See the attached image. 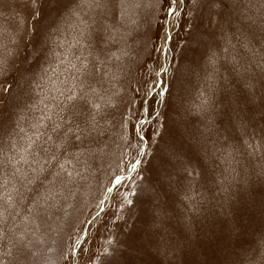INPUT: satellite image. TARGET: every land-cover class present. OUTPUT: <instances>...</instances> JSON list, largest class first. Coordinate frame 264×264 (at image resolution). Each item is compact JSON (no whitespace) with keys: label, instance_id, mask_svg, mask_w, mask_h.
Returning <instances> with one entry per match:
<instances>
[{"label":"rangeland","instance_id":"rangeland-1","mask_svg":"<svg viewBox=\"0 0 264 264\" xmlns=\"http://www.w3.org/2000/svg\"><path fill=\"white\" fill-rule=\"evenodd\" d=\"M0 5H3L0 6V45L3 46L0 47V52L16 49L21 54H26L25 45L30 52L32 36L27 30L30 29L31 20L28 17L24 21L20 19L23 14V0H0ZM189 6L193 23L199 25L201 30L214 31V37L210 41L201 31L196 33V39L188 40V33L181 31L175 36L174 50L162 54L151 53V45L147 42L158 17L164 14L153 0H124L123 4L121 0H103V7L90 6L83 0H52L48 5L51 26L42 37L40 45L45 50L44 57L38 66L33 65L34 71L26 74L28 84L25 90L22 92L11 78L16 75L12 69L19 67L18 58H13L17 62L12 63L9 71L0 77V121L3 122L5 133L0 144L4 156L0 158L6 160L7 156L15 154L13 142L24 145L28 142V137L34 139L37 132H45L42 123L48 124L47 130H50L51 123L42 122L41 118L54 109L57 101L53 98L59 96L58 90L71 87L73 77L77 75L71 64L79 63L76 57L81 56V53L88 55L91 52L90 67L95 64L107 73L106 77L97 72L95 76L81 79H86L87 84L100 89L101 93L107 89L109 92L120 90L121 94L137 82L151 83L158 79L155 72L159 71V66L165 62L167 56L169 70L173 75L169 77L165 73L164 79L167 83L174 84L173 96L179 95L183 107L188 110L186 119L191 120L200 132H204L205 127L209 126V131L204 132L209 137L206 144L209 159L204 163L208 166L210 181L205 186H200L189 185L188 180H184L181 188H173L167 193L161 191L160 199L153 203L167 202L166 219H162L155 212H149L151 206L148 203L141 206L136 201L137 197L143 196L141 189L152 180L151 169L159 161L146 155L141 158L144 162L136 172L126 171L129 161L134 159L133 150V154L124 157L117 166L122 154L129 151L125 147V141L120 138V133H127L128 130H122L114 122L109 133L101 138V143L93 147L86 159L82 157L81 162L75 165V171L79 175L72 184L74 196L61 200L57 207L49 208L40 215H29V207L44 187L37 181L30 186L36 191H29L22 203H18L14 210H9L15 215V221L12 216H6L0 222V264H111L116 256L115 248L125 250L126 246L118 242L125 239L126 232L132 225L139 230L138 243L146 241L152 232L163 233V229H167L175 237L176 230L184 225L190 215L189 202L183 198L185 192L196 199L206 197V201L200 204V215L192 214L195 216L193 231L188 234L192 241L191 246L185 248L186 242L181 241L176 250L169 251L165 257L157 254L155 247L145 244L139 251L127 249L126 258L121 259V264H219L217 257L220 253H214L217 246L239 243L250 253L261 237H264V191L253 194L252 189H249L243 200L233 197L232 207H228L227 202L220 206L225 194L220 191L219 183L220 179L228 175L226 169L229 164L222 157L227 156V150L232 145L240 149L236 155L238 163L233 164L239 173V179L242 181L249 174H252V180L255 179L254 172L259 171L260 157L264 153L247 155L250 149H247L244 141L260 143L264 138V121L253 119L249 123L247 134H244L239 130L238 124L233 126L230 123L229 115L234 122L237 119L235 114L226 115L219 104L215 110L207 113L196 110L205 97L213 101L219 99L220 93L217 89L224 77L240 80V77L230 71L233 56L242 63H247L259 60L260 55H264V0H230L228 10L223 16L219 14L221 8L206 6L203 0H199L194 6L189 0ZM197 17L200 19H196ZM169 19L173 24L176 23L175 18ZM197 41L204 43L198 45ZM209 43L211 50L219 55L218 71L214 76L206 56H200L204 45ZM245 43L248 47L244 46ZM248 48H252L259 55L253 56ZM190 49L198 51L194 53ZM172 57H175L177 66L182 64L184 68L190 69L183 72L179 79L171 67ZM145 59L149 61L147 68L143 67ZM153 61L157 62L155 69L152 67ZM137 64L141 66L137 67ZM9 83L13 84L12 93L4 90ZM255 83V102L260 103L259 97L264 94V83L259 79ZM144 86L147 87L148 84ZM158 110L164 111L162 108ZM229 136L240 139H229ZM217 140L216 147L221 151L213 155V141ZM152 148H155V144ZM192 166L197 171L200 170L195 160ZM68 167L73 170L71 165ZM12 173L11 164L0 168V180L8 181L5 188H0V192L11 189L14 182ZM137 173L144 180L138 179ZM117 176L121 179L122 186L115 184ZM48 178L51 179V176ZM242 186L238 184L236 187ZM252 187L260 189L261 186L253 184ZM108 188H112V191L109 192ZM127 191L135 192V195L129 197L133 200L132 205L122 203L123 194ZM118 204L121 205L120 219H115ZM141 207L145 209L143 216ZM24 216H29L30 221L34 220L29 225L30 228L37 229L38 226V239L29 237L33 239L32 251L35 255L29 254L26 260L21 261L13 247L12 238L18 228L22 229L21 221ZM69 221L73 225L70 231ZM197 239L200 243H197ZM109 240L112 241L111 244L108 243ZM70 244L76 247L69 260L62 253L67 252ZM105 249H108L107 254ZM244 264H247L246 258Z\"/></svg>","mask_w":264,"mask_h":264},{"label":"snow or ice","instance_id":"snow-or-ice-1","mask_svg":"<svg viewBox=\"0 0 264 264\" xmlns=\"http://www.w3.org/2000/svg\"><path fill=\"white\" fill-rule=\"evenodd\" d=\"M83 2L89 3L90 6L103 7V0H83ZM153 2L164 14L158 17L155 28L151 29V34L148 35L147 42L151 45V53H171L174 50L175 36L181 31L188 33V40L196 39V33L201 31L209 37L210 41L214 37V31L201 30L199 25L193 23L189 0H153ZM198 2L199 0H190V4L193 6ZM203 2L206 6L221 8L219 14L223 16L228 10L230 0H203ZM51 3L52 0H23L21 9L23 14L20 19L24 21L25 17H28L31 20L30 29L27 30L32 36L31 51H27V45H25L26 54H21L16 49L0 52V77L9 71L12 63L17 62L13 58H18L19 67L12 69L16 75L11 78L22 92L28 84L25 79L26 74L34 71L33 65L38 66L44 57L45 50L40 45L42 37L51 26L48 11V5ZM121 3L123 4L124 0H121ZM169 18H175L176 23L173 24ZM203 43V41H197L198 45ZM244 46L248 47L247 43ZM0 47L3 46L0 45ZM190 50L194 53L198 51V49ZM225 50L227 51V49ZM248 51L252 52L253 56L259 55L252 48H248ZM91 55V52L88 55L81 53V56L76 57L79 63L71 64L77 74L73 77L71 87L58 90L59 96L53 98L57 101L54 109L49 110L41 118L42 122L51 123L50 130H47L48 124L42 123L41 126L46 129L45 132H37L34 139L28 137V142L24 145L13 142L12 148L15 150V154L7 156L6 160L0 158V168L6 167L8 164L12 165V180L14 181L11 189L0 192V201H3L0 203V222H3L6 216H12L15 221V215L9 210H14L18 203H22L27 198L29 191H36L30 186L35 185L37 181L44 187L36 196L32 206L29 207V215H40L49 208L57 207L61 200H67L74 196L72 184L75 177L79 175V172L75 171V165L81 162L82 157L86 159L91 154L93 147L101 143V138L109 133L114 122L119 124L122 130L125 128L128 130L127 133L122 131L120 138L125 141V147L129 151L122 154L117 166L124 157L132 155L133 150L135 156L133 161H130L129 165L125 167L126 171L136 172L144 162L141 158L146 155H151L153 160L159 161V164L151 169L152 180L141 189L143 196L137 197L136 201L141 206L148 203L151 206L148 209L149 212H155L162 219H166L167 202L153 203L160 199L161 191L167 193L173 188H181L184 180H188L189 185L200 184V186H205L210 181L208 166L204 163L206 159H209L206 148L209 137L204 135V132L209 131V126L205 127L204 132H200L191 120L186 119L188 110L183 107L179 95L173 96L174 84H169L164 79L165 73L169 77L173 75V72L169 70L168 57L165 56V62L159 66V71L155 72L158 79L151 83L148 81L143 84L137 82L135 86L121 94L120 90L109 92L107 89L101 93L100 89L87 84L86 79H81V77L95 76L97 72H100L101 76H107V73H104L102 68L95 64L90 67L89 56ZM200 56H206L207 64L211 66L214 76L218 71V53L211 50L209 43L204 45ZM230 63L232 64L230 71L240 77V80L234 81L229 77H224L217 89L220 93L219 99L213 101L211 98L205 97L196 110L199 113H207L210 110H215L219 104L226 115L231 113L237 117L233 122L229 115L230 123L233 126L238 124L239 130L247 134L249 123L253 119L264 121V94L259 97L260 103L255 102L257 100L255 81L259 79L264 83V55H260L259 60L247 63H242L233 56ZM100 64H103V61H100ZM148 64L149 61L145 59L143 67L147 68ZM140 66L137 64V67ZM152 67L153 69L157 67L156 61L152 62ZM171 67L177 79L183 72L190 70L184 68L182 64L177 66L175 57H172ZM257 73L260 75L258 76ZM5 79L7 80V77ZM145 84L148 86L145 87ZM4 90L7 93H12L13 84H7ZM161 108L164 111L158 110ZM2 123L0 121V144H2V136L5 134ZM20 131L24 130L20 129ZM229 139L239 141L240 138L229 136ZM217 143L218 140L213 141V155L221 151L216 147ZM153 144H155L154 149L152 148ZM244 145L250 149L247 151V155L256 156L258 152L264 153V138L258 144L244 141ZM202 151L203 155H201ZM239 151V147L232 145L227 150V156L222 157L228 161L229 166L226 169L228 175L219 181L220 191L225 194L224 201L220 206H224V202H227V206L232 207L233 197L243 200L249 189H252L253 194L256 191H264V155L260 157L259 171L254 172L255 179L252 180V174H249L241 181L239 173L233 167L234 163H238L236 155L239 154ZM3 156V148L0 147V157ZM193 160L199 166V171L192 166ZM149 163L151 164V161ZM69 165L73 170H69ZM179 173L185 175H179ZM49 175L51 179L48 178ZM137 178L144 180L140 173H137ZM7 183V180H0V188H5ZM115 184L122 186L118 176L115 179ZM238 184L243 186L237 188ZM253 184H259L260 189L253 188ZM108 191L111 192L112 188H108ZM133 195H135L134 191L125 192L122 203L132 205L133 200L129 197ZM143 197H147V199ZM183 198L189 202L190 215L184 225L176 230L175 237L167 229H163V233L161 231L152 232L146 241L138 243L139 230L135 225H132L126 232L125 239L118 242L120 245L126 246L125 250L121 251L120 247H116V256L111 264H121V259L126 258L127 249L139 251L144 248L145 244L155 247L157 254H163L165 257L169 251H175L181 241L186 242L185 248L190 247L192 241L188 234L193 231L195 218L192 214L200 215V204L206 201V197L201 196L196 199L185 192ZM120 210L121 205L118 204L115 219H120ZM141 215H145L143 207H141ZM32 223L34 220L30 221L29 216H24L21 221L22 229L18 228L12 238L13 247L21 261L26 260L29 254L35 255V252L32 251L33 239L29 237L38 239V226L37 229H32L29 227ZM72 226V222L69 221V231ZM219 239L218 237L217 240ZM108 243L111 244L112 241L109 240ZM197 243H200L199 239H197ZM75 247L76 245L70 244L67 252L62 253L66 259H71ZM81 251H83L82 246ZM217 251L220 253L217 257L219 264H244L245 258L247 264H264V237H261L257 246L250 253L239 243L225 244L223 247L217 246L214 253ZM107 253L108 249H105V254Z\"/></svg>","mask_w":264,"mask_h":264},{"label":"bare ground","instance_id":"bare-ground-1","mask_svg":"<svg viewBox=\"0 0 264 264\" xmlns=\"http://www.w3.org/2000/svg\"><path fill=\"white\" fill-rule=\"evenodd\" d=\"M127 162V161H126ZM130 162V161H129ZM123 165V164H122Z\"/></svg>","mask_w":264,"mask_h":264}]
</instances>
